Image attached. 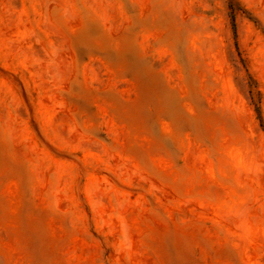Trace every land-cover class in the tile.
<instances>
[{
	"label": "rangeland",
	"instance_id": "rangeland-1",
	"mask_svg": "<svg viewBox=\"0 0 264 264\" xmlns=\"http://www.w3.org/2000/svg\"><path fill=\"white\" fill-rule=\"evenodd\" d=\"M232 18L242 48L264 0H0V264H258L256 226L197 201L223 140L192 103L247 83Z\"/></svg>",
	"mask_w": 264,
	"mask_h": 264
},
{
	"label": "crops",
	"instance_id": "crops-1",
	"mask_svg": "<svg viewBox=\"0 0 264 264\" xmlns=\"http://www.w3.org/2000/svg\"><path fill=\"white\" fill-rule=\"evenodd\" d=\"M234 25V32L231 30L236 55L247 83L240 87L234 78L231 79L232 98L223 103L224 105H216V102L210 109L209 105L205 107L204 104H201L199 106V102L196 100L192 103L191 120L196 119L197 123H220L221 133L213 131L210 135L211 137H221L223 140V152L219 153L222 156L221 170L216 167L215 163L211 168H207V182L198 185L200 197L197 201L211 209L212 204L216 201H213L214 197H211L223 195L225 200L232 204V209L238 217L250 220L249 226H256L258 232V264H263L264 35L247 36L243 41L245 45L240 48L238 44L241 45L242 41L237 40L235 22ZM230 26L232 27L231 24ZM153 32L160 33L159 28H154ZM207 37L195 34L188 41H222L219 35L212 34ZM254 97L256 100L253 102ZM199 108L201 109L198 110ZM190 137L193 138L194 135L190 134ZM188 188L182 198L195 204L197 201L194 182L191 181ZM217 208L213 211L219 216L221 207L217 205ZM255 219L258 221L254 222ZM251 234L253 232H247L248 236Z\"/></svg>",
	"mask_w": 264,
	"mask_h": 264
},
{
	"label": "trees",
	"instance_id": "trees-1",
	"mask_svg": "<svg viewBox=\"0 0 264 264\" xmlns=\"http://www.w3.org/2000/svg\"><path fill=\"white\" fill-rule=\"evenodd\" d=\"M234 29H235V25H234V20L232 18V30H233V32H234Z\"/></svg>",
	"mask_w": 264,
	"mask_h": 264
}]
</instances>
